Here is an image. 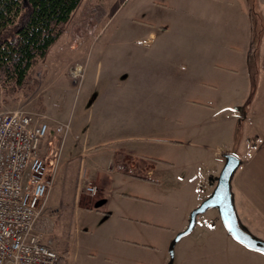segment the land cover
I'll return each mask as SVG.
<instances>
[{"label":"crops","instance_id":"0c3cea01","mask_svg":"<svg viewBox=\"0 0 264 264\" xmlns=\"http://www.w3.org/2000/svg\"><path fill=\"white\" fill-rule=\"evenodd\" d=\"M163 1L152 2L158 23L136 24L140 27L137 31L147 41L164 37L165 51L188 49L192 57L188 65V83L173 81L168 85L176 95L186 97L172 100L157 111L154 123L164 124L170 128V133L164 137H148L149 122L142 115L140 105L133 106V97L138 94L131 96V90L122 87L123 82L130 80L135 63L124 56L123 61L119 60L124 67L112 69L103 77L109 84L105 85L107 91L101 102L93 109L95 125L125 128L126 134L120 139L128 141L129 149L121 156L117 150L110 151L105 158L107 167L101 169L93 165L94 168L87 170L82 158L73 228L54 230L57 250L67 264H173L171 243L187 228L191 212L213 193L227 154H235L241 160L231 179L239 224L251 236L264 242V0ZM162 4L169 5L172 10L162 9ZM132 21L137 22L136 19ZM167 23L172 26L163 25ZM50 59L56 57L52 55ZM140 61V66L146 64V60ZM166 63L170 72L172 62ZM165 77L170 79L166 74ZM58 114L61 112L53 109L45 117L54 128L67 125L69 132V124L62 123ZM54 141L52 139L51 143ZM169 150L172 159L158 160L177 163L182 194L175 210L164 213L162 207L157 206L156 198L140 192L151 186L148 181L155 176L157 164L148 159L155 151L165 154ZM61 152L63 163L69 164L78 158L70 156V152L64 156L63 148ZM108 174L125 177L124 181L141 191L124 193L125 186L121 182L114 185L115 180H109ZM84 184L96 188L94 194L88 192L95 199L93 204L82 203ZM105 204L106 210L100 209ZM210 211L208 216H198L190 233L193 236L187 241L188 247L179 250L174 264H264V253L236 241L224 227L219 211ZM81 217H85V233L96 232L94 244L87 241L83 249L73 252L69 236L79 238L83 234L79 226ZM42 224L43 232L45 224ZM142 239L160 240L161 244L170 241L164 243L158 261H147L146 251L141 247L149 243H142Z\"/></svg>","mask_w":264,"mask_h":264},{"label":"rangeland","instance_id":"374dc122","mask_svg":"<svg viewBox=\"0 0 264 264\" xmlns=\"http://www.w3.org/2000/svg\"><path fill=\"white\" fill-rule=\"evenodd\" d=\"M153 1L164 3L163 0H82L72 14L64 33L51 46L48 55L39 59L31 69L29 73L31 85L25 90L17 92L0 86V111L22 109L31 112L37 122L44 121L49 124L50 136H53L58 135L54 130L55 126L45 116L50 114V111L53 112V109H58L59 113L61 112L58 114V119L70 126L68 135L66 134L67 137L66 135L56 136L57 139L52 143L54 154L51 157L56 159L53 185L48 194L49 203H46L41 218V224L43 222L45 224L44 239L47 242L52 241L53 247L56 249L57 238L54 230L56 228L63 229L62 227L72 230L76 218L74 208L79 193L77 185L82 158L87 170L94 168L93 165H98L100 167L98 169H101V167H107L108 160L105 158L110 151L117 150L121 156L124 150L129 149L128 141L120 139L124 136L123 134H126L125 128L112 129L111 127L109 129L105 126L95 125L96 116L92 115L93 109L101 102L107 91L105 85L109 83L103 80L106 73L112 69L114 71L122 69L124 64L119 60L123 61L124 56L135 63L130 71V80L123 82L122 87L131 90V96L135 93L138 94L133 97L135 100L133 106L140 105L142 115L149 122L150 126L146 127L148 137H164L170 133V128L165 127L164 124L154 123L157 121V111L172 100L177 101L186 97L180 96L184 94L176 95V92L172 91L173 89L168 85L173 81L183 85L188 83L186 80L188 65L192 60L188 49L165 51L164 37L147 41L144 35L137 31V28H140L137 25L144 26L142 23H158L157 15L152 7ZM162 5V9L172 10L169 5ZM132 19H136L137 22ZM163 25L172 26L170 23ZM138 38L141 41H137ZM130 44L138 47H130L132 46ZM137 44H141V46ZM144 44H147L148 47H145ZM169 45L175 47L178 44ZM52 55L56 59L51 60ZM140 60H146V64L140 66L138 63L141 62ZM168 61H171L170 64L173 65L169 68L170 72L165 67L168 65L166 63ZM77 66H80L83 74L78 83L72 77ZM80 69L78 70L80 71ZM51 70L54 71L51 73ZM165 74L170 79L166 78ZM97 85L99 87L96 89ZM110 94L112 95L113 91ZM137 102L139 103L137 104ZM65 137L67 140L63 145ZM62 148L64 156L70 152V156L77 155L78 158L69 164L63 163L61 160ZM45 149L47 150V146ZM154 153L152 154L154 158L150 157L148 161L157 164L154 168L155 176L153 180L148 181L151 186H148L144 192L136 186L133 187L132 184L129 185L124 181L125 177L108 174L107 178L115 180L114 185L121 182L125 186L124 189L122 188L124 193L141 191L140 193H145L146 196L158 200L157 206L162 207L161 212H172L182 194L177 177L179 166L176 162L167 163L158 160L165 157L172 159L171 150L165 154H156V151ZM171 159L170 161H173ZM98 171L103 172L102 170ZM87 187H89L88 184L86 187L84 184L81 189L82 203L93 204L95 199L88 193ZM47 204L50 207L47 208ZM105 207L106 204L100 209L106 210ZM210 212L209 209L200 217L208 216ZM80 214L87 215L86 213ZM83 219L85 217H81V221H79V226L83 228V234L79 238L76 235L69 236V247L73 248V252L83 249L88 243L87 241H91L89 242L91 244L94 242L96 232L91 235L85 233L87 228ZM47 228L49 231L46 230ZM166 231L171 232L172 230ZM192 234L182 238L174 246L173 264L179 250L185 249L186 245L188 247L187 241L191 239ZM141 241H143L142 243L148 242L146 239ZM165 241L162 243L167 244L170 240ZM148 243L146 247H141L146 251L147 261H158L165 244L163 246L160 240ZM169 246L167 248L168 256H170Z\"/></svg>","mask_w":264,"mask_h":264},{"label":"built area","instance_id":"2783aa9c","mask_svg":"<svg viewBox=\"0 0 264 264\" xmlns=\"http://www.w3.org/2000/svg\"><path fill=\"white\" fill-rule=\"evenodd\" d=\"M77 69L76 83L83 76ZM55 132L50 136L49 124L31 112L0 111V264H58L61 258L40 229L56 163L51 140L66 135L68 126Z\"/></svg>","mask_w":264,"mask_h":264},{"label":"trees","instance_id":"16d2710c","mask_svg":"<svg viewBox=\"0 0 264 264\" xmlns=\"http://www.w3.org/2000/svg\"><path fill=\"white\" fill-rule=\"evenodd\" d=\"M82 0H0V86L31 85L29 73L64 33ZM58 264H67L62 256Z\"/></svg>","mask_w":264,"mask_h":264},{"label":"water","instance_id":"95a60500","mask_svg":"<svg viewBox=\"0 0 264 264\" xmlns=\"http://www.w3.org/2000/svg\"><path fill=\"white\" fill-rule=\"evenodd\" d=\"M226 160V164L217 178V186L213 193L191 212L187 228L180 232L171 243L170 254L172 257L175 244L192 232L197 224L198 216L209 209H217L219 211L224 227L236 241L251 250L264 253V242L254 238L240 226L233 203L231 179L241 160L235 154H227Z\"/></svg>","mask_w":264,"mask_h":264},{"label":"bare ground","instance_id":"6f19581e","mask_svg":"<svg viewBox=\"0 0 264 264\" xmlns=\"http://www.w3.org/2000/svg\"><path fill=\"white\" fill-rule=\"evenodd\" d=\"M77 68H78V69H80V66H79V67H77ZM78 69H77V70H78ZM78 71H79V70H78Z\"/></svg>","mask_w":264,"mask_h":264}]
</instances>
